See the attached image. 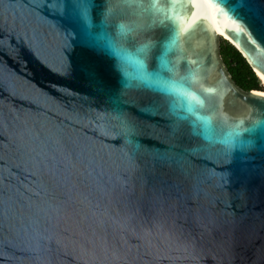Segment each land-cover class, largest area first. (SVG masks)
I'll return each instance as SVG.
<instances>
[{"label": "water", "instance_id": "obj_1", "mask_svg": "<svg viewBox=\"0 0 264 264\" xmlns=\"http://www.w3.org/2000/svg\"><path fill=\"white\" fill-rule=\"evenodd\" d=\"M227 6L0 0V264H264V93L219 55L264 77V0Z\"/></svg>", "mask_w": 264, "mask_h": 264}, {"label": "trees", "instance_id": "obj_2", "mask_svg": "<svg viewBox=\"0 0 264 264\" xmlns=\"http://www.w3.org/2000/svg\"><path fill=\"white\" fill-rule=\"evenodd\" d=\"M219 55L234 84L244 91H260V79L247 60L229 41L221 39Z\"/></svg>", "mask_w": 264, "mask_h": 264}, {"label": "snow or ice", "instance_id": "obj_3", "mask_svg": "<svg viewBox=\"0 0 264 264\" xmlns=\"http://www.w3.org/2000/svg\"><path fill=\"white\" fill-rule=\"evenodd\" d=\"M214 3L219 4L221 8L225 9V11L223 12L224 16H229L230 18H232V10L227 6V0H214ZM217 12H220L219 8L217 9Z\"/></svg>", "mask_w": 264, "mask_h": 264}, {"label": "bare ground", "instance_id": "obj_4", "mask_svg": "<svg viewBox=\"0 0 264 264\" xmlns=\"http://www.w3.org/2000/svg\"><path fill=\"white\" fill-rule=\"evenodd\" d=\"M220 34V33H219ZM221 35V34H220ZM222 36V35H221ZM223 37V36H222ZM225 38V37H224ZM226 39V38H225ZM256 74H257V76L260 78V81H261V83H262V85L264 86V77L258 72V71H256ZM260 92H262V93H264V91H260Z\"/></svg>", "mask_w": 264, "mask_h": 264}, {"label": "flooded vegetation", "instance_id": "obj_5", "mask_svg": "<svg viewBox=\"0 0 264 264\" xmlns=\"http://www.w3.org/2000/svg\"><path fill=\"white\" fill-rule=\"evenodd\" d=\"M260 83H261V81H260ZM261 86H262V83H261ZM242 92H244V93H248L247 91H244V90H242V89H240ZM262 90L264 91V88H263V86H262Z\"/></svg>", "mask_w": 264, "mask_h": 264}, {"label": "rangeland", "instance_id": "obj_6", "mask_svg": "<svg viewBox=\"0 0 264 264\" xmlns=\"http://www.w3.org/2000/svg\"><path fill=\"white\" fill-rule=\"evenodd\" d=\"M219 42L221 43L222 41L220 40ZM256 75H257V74H256ZM258 78H259V77H258ZM259 79H260V78H259ZM260 85H261V83H260ZM261 87H262V86H261ZM260 91H263L262 88L260 89Z\"/></svg>", "mask_w": 264, "mask_h": 264}]
</instances>
